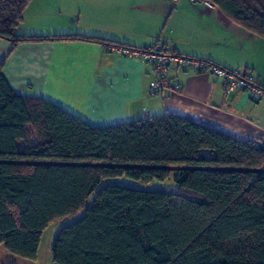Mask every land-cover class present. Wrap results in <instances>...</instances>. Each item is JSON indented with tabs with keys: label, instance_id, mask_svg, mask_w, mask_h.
<instances>
[{
	"label": "trees",
	"instance_id": "obj_1",
	"mask_svg": "<svg viewBox=\"0 0 264 264\" xmlns=\"http://www.w3.org/2000/svg\"><path fill=\"white\" fill-rule=\"evenodd\" d=\"M30 1L0 0V39L13 48L46 40L110 44L83 35H19ZM211 2L264 40V0ZM3 66L0 161L94 165H0V247L6 252L35 262L47 227L83 210L54 237L53 264H264L260 144L173 115L93 128L50 102L15 94ZM28 128L36 142L19 149ZM222 168L245 171H213ZM120 178L143 184L172 178L176 192L111 184L86 205L103 181Z\"/></svg>",
	"mask_w": 264,
	"mask_h": 264
},
{
	"label": "crops",
	"instance_id": "obj_2",
	"mask_svg": "<svg viewBox=\"0 0 264 264\" xmlns=\"http://www.w3.org/2000/svg\"><path fill=\"white\" fill-rule=\"evenodd\" d=\"M17 33L83 35L111 44L46 40L13 48L0 39L2 76L18 96L50 102L93 128L173 115L242 143L264 140V100L226 94L221 79L178 68L169 77L180 93L151 96L153 67L113 51L159 41L178 56L246 71L264 89V40L217 7L209 10L189 0H31Z\"/></svg>",
	"mask_w": 264,
	"mask_h": 264
},
{
	"label": "built area",
	"instance_id": "obj_3",
	"mask_svg": "<svg viewBox=\"0 0 264 264\" xmlns=\"http://www.w3.org/2000/svg\"><path fill=\"white\" fill-rule=\"evenodd\" d=\"M189 1L198 2L209 10L215 8L211 0ZM113 51L125 59L141 60L153 67L155 77L148 84V93L151 96L180 93V85L172 82L169 77L170 71L178 68L193 72H204L213 75L217 79H221L226 94L230 92H243L249 100H264V89L253 83L251 74L248 72H229L209 61L178 56L167 51L159 41L143 49L116 46L113 48ZM260 146L264 148V140Z\"/></svg>",
	"mask_w": 264,
	"mask_h": 264
},
{
	"label": "rangeland",
	"instance_id": "obj_4",
	"mask_svg": "<svg viewBox=\"0 0 264 264\" xmlns=\"http://www.w3.org/2000/svg\"><path fill=\"white\" fill-rule=\"evenodd\" d=\"M36 142L35 135L31 128H28V139L25 143H19L18 148L22 149L25 146L32 145ZM116 184L120 186H125L133 189L146 190V191H160L165 193H175L176 185L172 178L164 183L150 182L148 184H143L140 182H135L126 178H120L115 180H105L103 181L96 192L87 200L86 205L90 206L93 201L94 195L97 191L106 185ZM84 211H80L75 215L59 219L51 223L47 229L42 234L39 243L38 256L35 262L27 261L18 257H15L0 247V264H53L51 246L54 237L57 233L65 226L70 225L82 218Z\"/></svg>",
	"mask_w": 264,
	"mask_h": 264
},
{
	"label": "water",
	"instance_id": "obj_5",
	"mask_svg": "<svg viewBox=\"0 0 264 264\" xmlns=\"http://www.w3.org/2000/svg\"><path fill=\"white\" fill-rule=\"evenodd\" d=\"M0 165H73V166H94V165H85V164H67V163H51V162H20V161H0ZM100 166V165H99ZM103 167V166H102ZM105 167H129V166H105ZM170 171H180L184 170L185 168H166ZM213 171L218 172H243L245 170L242 169H235V168H222L216 169Z\"/></svg>",
	"mask_w": 264,
	"mask_h": 264
}]
</instances>
